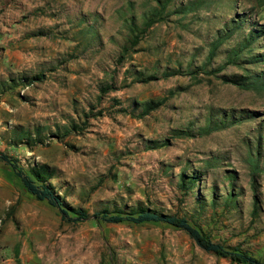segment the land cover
Here are the masks:
<instances>
[{"label": "rangeland", "instance_id": "rangeland-1", "mask_svg": "<svg viewBox=\"0 0 264 264\" xmlns=\"http://www.w3.org/2000/svg\"><path fill=\"white\" fill-rule=\"evenodd\" d=\"M154 5L0 0V154L27 173L44 166L47 182L67 206L92 214L142 205L185 217L212 241L264 262V89H241L219 78L246 73L244 68L264 72V61H247L264 54V35L241 54L245 61L217 75L186 73L203 64L224 24L243 20L208 69L262 27L264 0H172L164 19L117 61L128 35L124 17L141 24ZM165 70L180 72L161 77ZM37 73L45 77L21 81ZM152 74L157 79L140 81ZM106 84L114 88L100 93ZM160 98L163 105L137 116L141 102ZM208 118L234 123L147 147L174 128L195 131ZM71 123L76 129L61 139L62 126ZM182 171L199 178L185 195L177 188ZM0 264L246 263L206 252L166 223L63 219L29 194L0 157Z\"/></svg>", "mask_w": 264, "mask_h": 264}, {"label": "trees", "instance_id": "trees-1", "mask_svg": "<svg viewBox=\"0 0 264 264\" xmlns=\"http://www.w3.org/2000/svg\"><path fill=\"white\" fill-rule=\"evenodd\" d=\"M155 5L151 7V9L144 14L143 20L141 24H137L133 17H124V24L127 27L128 35L126 42L120 48V54L117 58V61L121 62L125 55H127L130 50L139 43L142 35L155 23L164 19L166 15V9L172 0H152ZM242 19L232 21V24L229 26L227 24L223 25V28L218 32L216 37L209 43L208 52L203 64L194 70H188L186 73L197 77V74L202 71L204 74L217 75L226 65L229 64H239L245 59H242V55L246 50L251 48V45L257 41L260 37L264 35V25L256 30H251L249 33L242 38L238 43H236L227 53L226 59L224 62L216 68L208 69L211 61L217 53L219 47L229 38L232 34L240 29L242 25ZM242 60V61H241ZM247 61L258 62L264 61V54L258 53L251 55ZM245 69L246 73H242L240 75H220L219 78L225 82L230 83L241 89H264V72H252L249 69ZM180 70H165L162 72L161 77H169L174 74L179 73ZM43 73H37L33 76L24 77L21 81L24 84L32 83V81H41L44 78ZM157 79L156 75H147L141 78L140 81L148 82L150 80ZM196 80V79H195ZM196 81L199 82V79ZM114 87L111 84H106L100 87V93H106L112 90ZM117 103L118 101L115 100ZM164 98H160L157 100H146L140 103L141 111L137 115L138 117H143L149 114L151 111L159 108L164 103ZM118 112H126L125 108H119ZM86 115V114H85ZM234 123L233 121L227 122L225 120L222 121H212L210 118L206 119L205 124L197 128V130L193 131L189 128H174L170 131L168 137L164 138L161 141H152L150 148H157L161 146L169 145L171 140L174 138H182V137H194V136H204L210 134L212 131H216L221 128H225L228 125ZM77 126L71 123L66 126H62V135L59 136L61 139L69 134L72 130L76 129ZM24 135L29 136L28 132H23ZM25 139V138H24ZM27 139V138H26ZM21 140V139H19ZM1 159L8 161L12 168L14 169V173L20 179L21 183L25 187L26 191L35 197L38 200H45L53 207L57 208L61 214L63 219L67 220H88V219H101L106 222L111 223H119L123 221L131 222L134 224H141L144 222H161L166 223L171 226H174L178 229L183 230L192 240L193 242L199 246L202 250L206 252L213 253L220 257H226L233 261H237L240 263L246 264H264L263 261L247 254L243 251H238L236 249L230 250L226 248L223 244L214 242L210 239L208 235L203 233L200 229L192 225L187 218L180 217L174 214H167L158 212L156 210H152L146 208L142 205H137L131 207L128 211L125 210H117L115 212H110L108 209H102L99 211H95L92 214L88 213L82 207H70L67 206L62 198L54 191L52 186L47 182L50 173L45 169L44 166L38 165L34 166L30 169V172L27 173L24 169L18 166L15 159L9 158L6 154H0ZM257 168L256 165H254ZM253 173H255L253 171ZM197 173L186 174L184 171L180 172L179 180L177 183V188L181 191L182 195L187 194L189 189L194 187L198 182ZM253 177V176H252ZM252 189H255V179L252 180ZM253 207H252V215H256L258 212V204L259 200L256 194H253ZM229 199H232L233 196L229 193ZM227 202V201H226ZM229 203V202H227ZM75 215V216H70Z\"/></svg>", "mask_w": 264, "mask_h": 264}]
</instances>
